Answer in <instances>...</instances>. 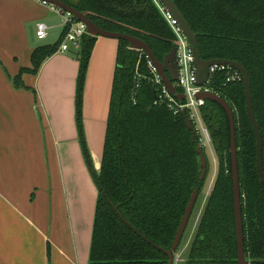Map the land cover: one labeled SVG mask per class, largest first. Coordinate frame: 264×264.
Wrapping results in <instances>:
<instances>
[{
  "label": "trees",
  "instance_id": "obj_1",
  "mask_svg": "<svg viewBox=\"0 0 264 264\" xmlns=\"http://www.w3.org/2000/svg\"><path fill=\"white\" fill-rule=\"evenodd\" d=\"M173 1L196 36L202 60H232L247 70L253 113L261 131L264 171V0ZM65 2L103 30L144 41L159 61L176 44L153 0ZM63 34L56 43L32 52L31 68H22L13 78L15 88L24 87L23 73L37 75L57 52ZM95 39L83 36L76 50L75 124L98 192L88 264H167V255L125 225L112 206L147 240L169 250L192 192L197 190L198 197L201 193L208 165L200 182L197 136L193 137L182 114L174 115L158 99L161 85L153 83L146 55L118 40L101 166L99 172L94 170L84 136L82 103ZM236 76L233 69L216 70L207 87L234 114L244 250L247 264H264V184L256 171V141L245 110L244 85ZM200 113L211 135L217 173L183 264H238L228 118L211 101H205ZM49 254L47 245L48 258Z\"/></svg>",
  "mask_w": 264,
  "mask_h": 264
},
{
  "label": "crops",
  "instance_id": "obj_2",
  "mask_svg": "<svg viewBox=\"0 0 264 264\" xmlns=\"http://www.w3.org/2000/svg\"><path fill=\"white\" fill-rule=\"evenodd\" d=\"M58 18L38 0H0V264H47V242L52 260L56 254L72 259L78 244L75 239L71 246L70 200L79 203L72 204V211H77L73 214L80 236L84 238L85 224L89 234L92 231L98 192L93 184L87 190L82 180L90 179L91 173L75 124L76 50L56 52L37 75L23 73V88L13 85L22 68H31L32 52L44 46L33 39L36 24L61 27L62 32ZM117 49L118 40L96 37L83 86L84 136L96 172L101 166ZM48 96L60 103L55 112ZM57 117L67 128L54 127ZM72 153H77L79 163L71 160ZM64 233L70 244L67 249L62 244Z\"/></svg>",
  "mask_w": 264,
  "mask_h": 264
},
{
  "label": "water",
  "instance_id": "obj_3",
  "mask_svg": "<svg viewBox=\"0 0 264 264\" xmlns=\"http://www.w3.org/2000/svg\"><path fill=\"white\" fill-rule=\"evenodd\" d=\"M47 4L54 5L64 11L68 12L74 19L82 22L86 26V33L90 37H103L115 40H123L128 43V48L137 52H143L151 64L157 69L158 75L161 79L164 87L169 91V93L176 98L178 101L184 100V95L178 92L174 86V82L178 80V71L176 66V47L173 46L169 53H167L162 61L157 60V58L152 53L149 46L142 40L122 33L106 31L98 27L93 23L87 16L80 13L65 1H74V0H40ZM164 8L173 16L176 20L179 28L181 29L183 35L185 36L188 44L191 47L193 55V66L195 68L196 84L197 86H203L207 84L209 80V69L213 66H223L229 69L235 70L242 79L245 91V110L248 117V120L251 124V127L254 132L255 141H256V171L259 177V180L264 184V171L262 164V137L260 127L257 123V120L253 113L252 108V98L250 91V79L247 70L238 62L232 60H202L199 54L198 45L196 36L191 29L189 23L183 16V14L178 9L177 5L173 0H159ZM168 73V74H167ZM154 94V98H155ZM196 98L204 101H211L219 104L221 108L225 111L228 123H229V154H230V168H231V179H232V192H233V209H234V225H235V236H236V247H237V263L238 264H247V256L244 250V236H243V227H242V215H241V195L238 179V164H237V149H236V139H235V121L234 114L229 104L221 98L219 95L211 91H200L196 94ZM187 128L192 132L193 137L194 133L192 126L188 120H186ZM197 154L199 155L201 167L199 169L201 175L199 177L200 182L205 179L206 176V167L207 162L202 154L201 148L197 147ZM198 197L197 190H194L191 194L189 202L185 208L184 214L181 218L180 224L177 228L174 240L171 244L169 250H163L159 246L153 244L142 236L133 226L119 213L117 208L113 207L116 215L127 225L134 233L148 243L152 244L156 249L163 251L168 257L167 264H174L175 258L174 253L177 251L190 216L193 212L196 199ZM110 204V202L108 201ZM111 205V204H110Z\"/></svg>",
  "mask_w": 264,
  "mask_h": 264
},
{
  "label": "built area",
  "instance_id": "obj_4",
  "mask_svg": "<svg viewBox=\"0 0 264 264\" xmlns=\"http://www.w3.org/2000/svg\"><path fill=\"white\" fill-rule=\"evenodd\" d=\"M40 1V0H38ZM45 5H49L51 10L59 14L62 19V27L64 34L57 49V52L65 53L71 49L78 50L80 40L83 36H87L86 26L82 22L74 19L68 12L60 9L54 5L47 4L40 1ZM155 5L159 8L163 18L168 23L169 27L173 31L176 37V66L178 71V80L174 82L175 88H180L181 94L184 95L183 101H178L174 98L169 91L164 87L161 79L158 75L157 69L147 59L148 69L153 76V83L161 85L159 88L158 99L166 102L168 109L174 114H182L186 120H188L192 126V130L195 136L198 138L200 148H204L205 145L211 144V135L204 124L200 108L204 106L205 101L196 98V94L200 91H210L207 84L203 86H197L195 68L193 66V55L191 47L188 44L185 36L179 28L176 20L173 16L164 8L159 0H153ZM48 26L44 23L36 24L35 35L38 40H44L47 37ZM147 58V57H146ZM227 67L213 66L209 69V79L216 70H224ZM240 77L237 73L236 78ZM235 79L229 77L227 80ZM209 81V80H208ZM138 88V85H136Z\"/></svg>",
  "mask_w": 264,
  "mask_h": 264
},
{
  "label": "rangeland",
  "instance_id": "obj_5",
  "mask_svg": "<svg viewBox=\"0 0 264 264\" xmlns=\"http://www.w3.org/2000/svg\"><path fill=\"white\" fill-rule=\"evenodd\" d=\"M58 23H61V19H59V18H58ZM58 27H60V24L58 25ZM61 30H62L61 27L57 28V29L49 28L48 31H47V37L44 40H37L35 35H34L33 39L36 42V44H38V45H52V44H54L57 41ZM47 99H48L49 107H50L51 111L55 112V109H57V107H59L60 103L57 101L56 97L48 96ZM57 119H58V121L53 122L54 127H56V124H57V127H58V129L60 131H62L63 128H67L63 124L64 121L60 117H57ZM204 153H205V159H206V162H207V165H208L207 176H206L203 188L201 190V193H200V195H199V197L197 199V202L195 204V207L193 209L192 215L190 216V219L188 221V224H187L186 229L184 231V234L182 236L180 245H179V247L177 249V252H176V254L174 256L175 257L174 264H183L184 260L187 257V254H188V251H189L190 242H191L192 237L194 235V232L196 230L197 223H198V221L200 219V216H201V214L203 212V208H204V205H205V202H206V198L208 197V195H209V193L211 191V188L213 186V180L215 179V176H216V173H217V158L215 156V152H214L213 146L211 144L205 145ZM72 154L74 156V159H71V160L73 162L79 163L78 162L79 158L76 157L77 153H72ZM85 178H87V179H85ZM82 180L86 181L85 182L86 189L88 188L89 190H92V188H91L92 184H93L94 187H96L91 175H90V179L88 177H82ZM87 180L90 183H88ZM72 204H77L78 205L79 203L76 202V201H71V200H70V203H69V213L71 214V218H72V219H70L69 222H70V225L72 227V238H73V239H71V246L74 247L75 244L77 243L78 244V246H77L78 253L74 254L72 256V259H69V257H68V259L65 258V257L62 258L59 254H56L55 259L53 258L54 260H52L53 256L51 255V253H52L51 252V245H50L49 242H47L46 251H47V245H49V252H50L49 258L46 255L47 264H53V263L54 264H88L91 234H89L88 228H86V227H88L87 224L84 225V228H83L84 231L82 230L83 231L82 235H84V238H82L80 236L81 235V233L79 232L80 229L78 231L76 230L74 214L77 215V211H74V212L72 211ZM78 216H79V214H78ZM48 220L50 221V217H49ZM79 227H80V225H79ZM49 231H50V227H48V224H47L46 233L48 234ZM76 235H77V237L75 238ZM62 236H63L62 241L64 242L62 244L65 245L64 248L67 249V248H69L70 244H69V246L66 244V241H65L66 233L62 234ZM75 239H76V243H75Z\"/></svg>",
  "mask_w": 264,
  "mask_h": 264
},
{
  "label": "flooded vegetation",
  "instance_id": "obj_6",
  "mask_svg": "<svg viewBox=\"0 0 264 264\" xmlns=\"http://www.w3.org/2000/svg\"><path fill=\"white\" fill-rule=\"evenodd\" d=\"M174 256H175V254H174ZM175 258V257H174Z\"/></svg>",
  "mask_w": 264,
  "mask_h": 264
}]
</instances>
